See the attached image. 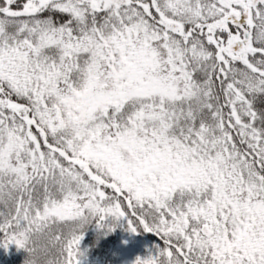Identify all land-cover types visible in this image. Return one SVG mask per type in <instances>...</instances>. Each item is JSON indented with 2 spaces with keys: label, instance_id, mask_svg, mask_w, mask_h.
<instances>
[{
  "label": "snow or ice",
  "instance_id": "obj_1",
  "mask_svg": "<svg viewBox=\"0 0 264 264\" xmlns=\"http://www.w3.org/2000/svg\"><path fill=\"white\" fill-rule=\"evenodd\" d=\"M264 264V0H0V248L85 264Z\"/></svg>",
  "mask_w": 264,
  "mask_h": 264
},
{
  "label": "trees",
  "instance_id": "obj_2",
  "mask_svg": "<svg viewBox=\"0 0 264 264\" xmlns=\"http://www.w3.org/2000/svg\"><path fill=\"white\" fill-rule=\"evenodd\" d=\"M120 233V230H118ZM124 231L122 230V234ZM96 230L94 227H90L89 231L85 236V240L82 244L83 248L89 249V253L97 257L101 264H123L119 262V254L116 253V244L117 237L114 233L112 236L107 237L102 240L99 246H95L96 241ZM120 240V239H119ZM139 242H148L152 243L151 246L158 242L157 237L151 233H144L139 236ZM27 257V253L22 250H17L15 248L10 251H6L4 254L5 264H24V261ZM119 259V260H118Z\"/></svg>",
  "mask_w": 264,
  "mask_h": 264
},
{
  "label": "rangeland",
  "instance_id": "obj_3",
  "mask_svg": "<svg viewBox=\"0 0 264 264\" xmlns=\"http://www.w3.org/2000/svg\"><path fill=\"white\" fill-rule=\"evenodd\" d=\"M122 229L120 230V233L117 231L115 232L116 237H117V241H120L122 238H124L127 234H122L121 233ZM125 233V232H123ZM139 237H137L135 244L133 245V247L122 254H119V262L123 263V264H131L132 261H134L135 257L138 255H143L146 253L147 249L151 247L150 244L152 243H148V242H139L138 240ZM120 239V240H119ZM117 245V244H116ZM15 248V246H12L11 249ZM16 249V248H15ZM22 251V249L20 250ZM5 250L0 248V264H5L4 261V254H5ZM85 264H101V262L97 259L96 256H94L93 254H90L88 251L87 254V258L85 260Z\"/></svg>",
  "mask_w": 264,
  "mask_h": 264
}]
</instances>
